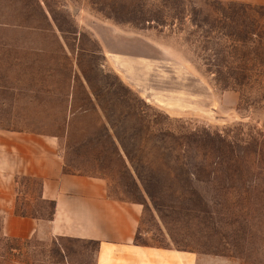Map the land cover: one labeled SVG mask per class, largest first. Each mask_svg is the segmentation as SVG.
Returning a JSON list of instances; mask_svg holds the SVG:
<instances>
[{"label":"rangeland","instance_id":"374dc122","mask_svg":"<svg viewBox=\"0 0 264 264\" xmlns=\"http://www.w3.org/2000/svg\"><path fill=\"white\" fill-rule=\"evenodd\" d=\"M177 85L202 109L154 91ZM0 126L59 133L67 170L140 202L135 243L264 264V6L0 0ZM16 183V208L47 220L39 182ZM96 249L0 230V264H95Z\"/></svg>","mask_w":264,"mask_h":264},{"label":"crops","instance_id":"0c3cea01","mask_svg":"<svg viewBox=\"0 0 264 264\" xmlns=\"http://www.w3.org/2000/svg\"><path fill=\"white\" fill-rule=\"evenodd\" d=\"M222 1L264 6V0ZM162 95L187 102L179 93ZM68 117L64 119V137L69 130ZM17 177L39 182V199L52 202L50 219L15 213ZM142 208L140 202L111 197L106 177L67 170L59 133L0 126V216L4 236L26 239L46 232L94 241L95 264H199L198 255L192 251L135 243Z\"/></svg>","mask_w":264,"mask_h":264},{"label":"water","instance_id":"95a60500","mask_svg":"<svg viewBox=\"0 0 264 264\" xmlns=\"http://www.w3.org/2000/svg\"><path fill=\"white\" fill-rule=\"evenodd\" d=\"M162 90V92L160 91ZM176 90V91H174ZM179 90V91H177ZM155 93L160 95V98L162 100V102L164 103L165 106L175 109L177 108L178 110H184L186 108H192L195 110H201L202 108L200 107V98L197 96L195 99L194 98H190L187 95L186 92V88L182 87V85H177L175 88H171L169 90H167V88H163L162 86L155 88L154 89ZM173 92H175L176 94H182V97L186 99L187 102H182L179 99H170V98H164V96L162 94H166V95H173ZM189 108V109H190Z\"/></svg>","mask_w":264,"mask_h":264},{"label":"trees","instance_id":"16d2710c","mask_svg":"<svg viewBox=\"0 0 264 264\" xmlns=\"http://www.w3.org/2000/svg\"><path fill=\"white\" fill-rule=\"evenodd\" d=\"M52 203V202H51ZM15 213L16 214H19V215H25L26 214V212H24V211H22V210H19V209H17L16 208V210H15ZM52 213L53 212H51V214H50V217L48 218V219H50L51 217H52ZM0 230H1V232H2V217L0 216ZM3 234V233H2ZM4 235V234H3ZM7 237V236H6Z\"/></svg>","mask_w":264,"mask_h":264}]
</instances>
